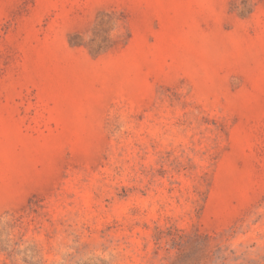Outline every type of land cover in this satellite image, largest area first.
I'll return each mask as SVG.
<instances>
[{"label":"rangeland","instance_id":"374dc122","mask_svg":"<svg viewBox=\"0 0 264 264\" xmlns=\"http://www.w3.org/2000/svg\"><path fill=\"white\" fill-rule=\"evenodd\" d=\"M0 264H264V0H0Z\"/></svg>","mask_w":264,"mask_h":264}]
</instances>
